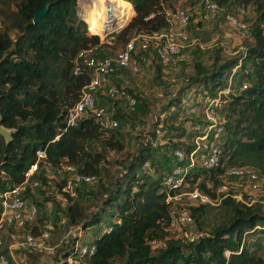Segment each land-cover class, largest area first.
Returning a JSON list of instances; mask_svg holds the SVG:
<instances>
[{"label":"trees","instance_id":"1","mask_svg":"<svg viewBox=\"0 0 264 264\" xmlns=\"http://www.w3.org/2000/svg\"><path fill=\"white\" fill-rule=\"evenodd\" d=\"M212 1L217 6L250 3L254 12L250 23L252 43L246 46L240 60L231 58L221 64L213 61L210 70L196 63L191 76L204 85L202 91L209 93L215 92L214 86L225 84V71L234 65H238L240 73L237 80L247 81L240 90L220 95L225 128L218 163L197 172L194 166L187 179L213 197L214 190L223 184L221 175L230 166L247 165L259 176L264 174V0ZM114 2L125 17H118V12L116 16L114 9L115 12L109 11L110 20L115 16L120 25L126 17L129 19L116 33L123 42L128 39L125 36L129 30L152 33L168 26L162 0H107L108 10ZM45 4L46 12L32 22L33 10ZM6 18L8 23L0 27V117L1 124L13 131L7 142L0 136V191L21 182L23 172L34 161V150L43 148L51 165L64 161L79 172L94 174L104 195L100 208L87 217L78 202L66 207L68 221L80 222L82 228L111 217L98 234L92 235L88 243L93 246L92 252L82 254L85 264H264L263 256L243 244V234L255 230L256 224L264 225V213L256 203L236 199L231 191L225 192L216 205H188L192 222L197 221L205 207L218 206L223 210L224 217L207 232L186 243L169 236L171 208L165 201L167 189L162 177L171 161L158 167L154 149L149 145L131 156L112 183L101 184L98 176L106 150L122 148L119 132L114 128L117 124L101 128L86 113L74 125L62 129L67 108L77 100L82 85L89 79V69L76 73L72 70L76 51L89 44L103 45L96 34H86L85 22L76 15L75 0H19L15 10L7 11ZM10 28L15 29L14 36L10 35ZM112 116L118 119L119 114ZM109 129V135L101 138L102 132ZM95 142L99 143V150L91 148ZM168 145L172 148L179 144L171 141ZM186 146L188 149L189 144ZM144 163L153 166L156 176L143 171ZM38 177L40 182L35 187L41 188L47 183L46 178L41 174ZM197 178L200 180L195 183ZM86 185L80 184L77 190ZM28 191L26 188L22 192L23 197ZM152 242L161 244L154 247ZM76 253L73 245L63 249L62 263Z\"/></svg>","mask_w":264,"mask_h":264},{"label":"rangeland","instance_id":"2","mask_svg":"<svg viewBox=\"0 0 264 264\" xmlns=\"http://www.w3.org/2000/svg\"><path fill=\"white\" fill-rule=\"evenodd\" d=\"M18 1L0 0V27L8 23L6 13L15 10ZM200 4L201 0H162L161 6L166 14L175 9H185L189 14V22L186 27L182 28L186 38L180 42L179 48L169 54L166 62H162L157 56L153 40L144 49L135 48V52L130 56V64L117 68L112 75L105 77L97 88L95 97L98 104L111 116L115 112L119 114L117 125L114 128H117L118 138L122 143L121 149L106 150L103 170L98 176L100 179L97 177L101 180V184L112 183L114 178L122 173L123 166L131 156L140 147L146 145L154 149L158 167L163 165V162L168 164L171 161L168 143L175 141L177 144L188 145L193 135V122L204 116L200 96L205 87L201 81L191 77L194 74L195 64L199 63L204 69L210 70L213 61L218 64L231 58H237L239 61L240 56L245 54L246 46L252 43L250 23L254 12L250 3L218 5L206 19L200 17ZM94 7L97 6L90 3V12L87 11L91 25L90 32L101 36L108 30L119 28L111 32L103 45L96 49L97 55H113L124 44V40L117 38L116 33L127 24L129 19L127 20L126 17L125 21L118 25L114 16V19L109 18L111 22L101 24L102 14H99L98 19L94 17L97 20L94 22L91 18V11ZM106 8L107 5L105 7L103 3L102 9L105 10L106 20L109 11H116V16L118 12L120 18L125 17L116 2L108 11ZM229 16L234 17L242 26L231 23ZM9 33L14 36L15 29L10 28ZM127 33L125 37L128 39L137 36L134 30H129ZM133 63H135V69L131 67ZM237 66L234 65L226 70L225 84L214 86L212 90L220 89L221 94H225L229 91L236 92L238 86L243 83L247 84L245 79L237 80L240 74ZM200 74L199 76L202 77L203 75ZM109 85L124 88L127 93L132 94L134 96L131 95L134 98L133 107H129L125 97H120V95L109 98L106 94ZM209 86L211 87L210 83H208ZM223 105L221 103V109ZM219 114L224 117L223 112ZM111 130L102 132L101 138L108 136ZM98 145L97 142L91 143V148L99 150ZM142 169L145 173L156 176L153 166L144 163ZM198 170L200 167L196 165L195 172ZM259 177V188L251 189L247 185V180L241 176L221 175L223 190L231 191L236 199L256 203L259 211L264 213V174ZM199 180L200 178H197L195 183ZM189 186L192 184L190 183ZM99 190L100 184L95 181L77 190L70 200L59 192L56 180L41 188L35 187L29 190L25 195L26 203L33 204L35 211L31 217L25 219L20 233L31 232L36 235L37 241L40 240L39 234L43 230H48V236L43 246L29 248L31 250L14 248L12 250L14 261L11 264H52L53 261L63 264L61 256L63 249L71 245L78 248L80 244L89 243L92 235L98 234V231L106 226V221L111 220V217L108 220L101 219L98 225L82 228L80 222L70 223L68 221L66 207L71 202H78L83 216L87 217L89 212L97 211L101 206L104 195ZM223 217V210L218 206L205 207L197 221L189 224H173L169 228V236L186 243L199 234L207 232ZM0 238L4 244L9 242L2 231H0ZM243 238V244L250 251L264 257V225L256 224L255 230L243 234ZM159 244L161 242H152L154 247ZM64 260V264H85L79 252L72 257L67 256Z\"/></svg>","mask_w":264,"mask_h":264},{"label":"built area","instance_id":"3","mask_svg":"<svg viewBox=\"0 0 264 264\" xmlns=\"http://www.w3.org/2000/svg\"><path fill=\"white\" fill-rule=\"evenodd\" d=\"M91 1L93 0H75L76 15L85 21L87 34H94V32H89L85 19ZM200 5L201 19H206L209 13L217 8L216 3L212 0H201ZM166 17L168 20L166 29L152 33H137L135 38L127 39L122 48L113 55H97L98 44H89L76 51L72 70L76 73L82 68L89 69V79L82 85L77 100L67 108L62 129L74 125L86 113L93 116L101 128H112L117 124V118L109 115L97 103L96 90L104 78L112 75L116 68L126 67L130 64V56L135 52V48L144 49L152 40L157 56L162 62L167 61L169 54L175 52L179 48L180 42L186 38L182 28L187 26L189 14L185 9H175L167 13ZM228 18L231 23L242 26L234 17L229 16ZM100 21L101 24L111 22L109 15L106 20L105 13L102 14ZM117 29L108 30L104 35L98 36L100 37L99 42L106 41L110 33ZM131 67L135 69V63ZM244 86V83L241 84L238 86V90ZM106 94L109 98L120 95V97H125L126 104L129 107L134 105V98L124 88L109 85ZM220 95V89L215 90L213 93L207 91L201 93L200 103L204 116L193 122V135L188 149L186 145L182 144L170 148L171 164L162 177L163 184L167 189L165 201L170 203L171 208L169 228L175 223H192L188 205H216L225 195L223 184L214 190V196L212 197L210 194L199 190L195 185L189 186L190 182L187 180L194 166L210 169L218 163L219 144L225 128V119L219 114L221 112ZM39 174L46 178V184L56 180L59 192L68 197L75 196L80 184H89L96 181L94 174L79 172L71 163L62 161L57 165H51L46 159L44 149L36 148L34 150V161L23 172V180L0 191V231L4 232L9 241L4 244L0 238V264H11L14 261L12 254L14 248L29 249L43 246L48 236V231L43 230L39 234L40 240L37 241L36 235L31 232L20 233L25 219L31 217L35 211L33 204L26 203L22 192L26 188L31 190L33 187L38 186L40 182ZM224 175L243 177L247 180V185L251 189H257L260 186L258 173L247 165L230 166L226 168ZM232 196L235 197V194H232ZM1 248H4L5 252ZM75 248L79 254H90L93 250V246L88 243L80 244L78 248L77 246ZM224 253L225 255L228 254L227 251Z\"/></svg>","mask_w":264,"mask_h":264},{"label":"water","instance_id":"4","mask_svg":"<svg viewBox=\"0 0 264 264\" xmlns=\"http://www.w3.org/2000/svg\"><path fill=\"white\" fill-rule=\"evenodd\" d=\"M48 9V5L45 4L42 8H35L33 10V15L31 18L32 22H37L40 20L41 16L46 12ZM13 131V128H7L1 124V117H0V136L7 142L10 140V134Z\"/></svg>","mask_w":264,"mask_h":264},{"label":"bare ground","instance_id":"5","mask_svg":"<svg viewBox=\"0 0 264 264\" xmlns=\"http://www.w3.org/2000/svg\"><path fill=\"white\" fill-rule=\"evenodd\" d=\"M106 1H107V0H93V3L91 2V5H94V6H97V7H98L97 10H96L97 7H94L93 10L91 11V18H92V21L97 22V20H95L94 17H95L96 19H98L99 14H103V13H105V10H103L102 8H103V3H104V5H105V7H106ZM106 10L108 11V8H106ZM88 12H90V9L88 10ZM107 14L109 15V12H107ZM108 15H107V16H108ZM85 19H86V22H87V24H88V26H89V29H91L90 22L88 21V19L86 18V16H85ZM126 21H127V20H126ZM92 27H93V26H92Z\"/></svg>","mask_w":264,"mask_h":264},{"label":"clouds","instance_id":"6","mask_svg":"<svg viewBox=\"0 0 264 264\" xmlns=\"http://www.w3.org/2000/svg\"><path fill=\"white\" fill-rule=\"evenodd\" d=\"M80 19V18H79ZM80 20H82V19H80ZM83 21V20H82ZM83 22H85V21H83ZM85 26H86V24H85ZM87 30V29H86Z\"/></svg>","mask_w":264,"mask_h":264}]
</instances>
